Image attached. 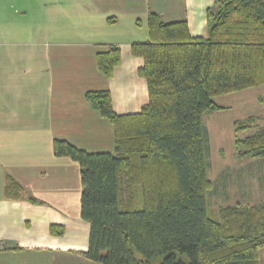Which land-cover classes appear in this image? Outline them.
<instances>
[{
    "label": "trees",
    "instance_id": "1",
    "mask_svg": "<svg viewBox=\"0 0 264 264\" xmlns=\"http://www.w3.org/2000/svg\"><path fill=\"white\" fill-rule=\"evenodd\" d=\"M207 18L209 35L193 36L187 20L166 22L149 12V39L131 46L144 59L138 74L149 93L139 111L117 113L109 90L86 92L114 128L113 151L53 142L57 156L80 165L81 217L90 224L88 248L80 254L89 261L261 264L264 199L220 206L218 216L209 212L214 181L204 113L229 108L218 96L264 85V0H217ZM121 59V47L112 44L97 53L98 69L110 78ZM260 117L235 120L234 143L237 157L260 158L264 167ZM5 192L43 203L10 175ZM50 233L64 235L65 224L52 223Z\"/></svg>",
    "mask_w": 264,
    "mask_h": 264
},
{
    "label": "crops",
    "instance_id": "2",
    "mask_svg": "<svg viewBox=\"0 0 264 264\" xmlns=\"http://www.w3.org/2000/svg\"><path fill=\"white\" fill-rule=\"evenodd\" d=\"M216 1L137 0L128 26H119V17L109 21L112 16L99 5L86 4L79 19L57 1L50 6L43 37L39 32L24 36L16 26L10 29L13 21L5 8L0 17V256L60 254L87 263L80 254L87 250L90 234V224L81 217L80 165L57 156L53 142L64 139L91 152L113 151L114 128L86 92L109 90L117 113L139 111L149 93L146 79L138 74L144 59L134 55L131 46L147 41L149 30L139 33L137 21L155 11L166 22L185 19L193 36L207 37V9ZM74 18L82 20L85 36H65L74 28ZM112 44L121 47L122 59L108 78L98 69L97 53ZM9 175L24 186L27 196L43 203L7 197ZM223 176L227 183L239 180L228 172ZM246 193L241 190L250 198ZM52 223L65 224L66 233L52 235Z\"/></svg>",
    "mask_w": 264,
    "mask_h": 264
},
{
    "label": "rangeland",
    "instance_id": "3",
    "mask_svg": "<svg viewBox=\"0 0 264 264\" xmlns=\"http://www.w3.org/2000/svg\"><path fill=\"white\" fill-rule=\"evenodd\" d=\"M57 1H63V6H68L73 15L78 16L79 19H83V12L88 9L86 4L89 3L90 8L99 5V8L105 11L108 16H112L111 18L114 20L119 17V23H122L121 25L118 24L119 26H128L133 22L134 13H132V9L138 4L137 0H0V17L7 8L9 20L13 21L10 29L16 26L24 36L32 37L39 32L40 35L42 33L41 36L43 37L44 30L48 26L50 6ZM84 6L86 7L85 10ZM137 9V13L141 12V8ZM140 15L142 14L137 16L140 17ZM79 19L74 20V28L66 30L65 36L71 38L85 36L81 26L82 20ZM142 28H148L146 18L137 21L139 33L143 30ZM72 33L73 35H68ZM215 100L221 105L229 106L225 110L204 113V123L208 127L211 139L210 160L212 166L209 170V176L214 181V189L209 194V212L213 216H218L220 206L234 204L236 201L256 203L264 199V190L260 186V182L263 184L264 177L262 159L237 157L234 143L235 120L255 114L261 116L257 121L256 129L264 126V85L221 95ZM248 133L252 132H244L242 135ZM221 151H224L223 155ZM225 172H228L231 178L239 180L227 183L223 177ZM240 178L242 183L239 182ZM241 190L247 192L245 195L250 198H245L244 194H241ZM261 256V264H264V247L260 249V261ZM1 257L3 259L0 261L4 260L17 264H78L79 260L60 254L40 256L38 253ZM81 260L87 262L85 264H97L85 257Z\"/></svg>",
    "mask_w": 264,
    "mask_h": 264
}]
</instances>
